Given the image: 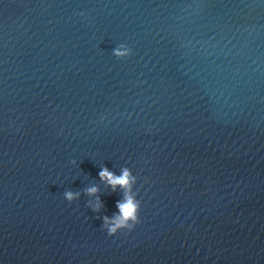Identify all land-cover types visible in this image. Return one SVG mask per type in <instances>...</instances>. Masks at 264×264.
Segmentation results:
<instances>
[{
	"label": "water",
	"instance_id": "1",
	"mask_svg": "<svg viewBox=\"0 0 264 264\" xmlns=\"http://www.w3.org/2000/svg\"><path fill=\"white\" fill-rule=\"evenodd\" d=\"M0 264H264V0H0Z\"/></svg>",
	"mask_w": 264,
	"mask_h": 264
},
{
	"label": "clouds",
	"instance_id": "2",
	"mask_svg": "<svg viewBox=\"0 0 264 264\" xmlns=\"http://www.w3.org/2000/svg\"><path fill=\"white\" fill-rule=\"evenodd\" d=\"M101 175L103 176V175H104V173L102 172V173H101ZM91 191H94V190H91ZM131 211H132V209H131V208H126V209H125V213H124V214L127 216V215H129V213H130Z\"/></svg>",
	"mask_w": 264,
	"mask_h": 264
}]
</instances>
